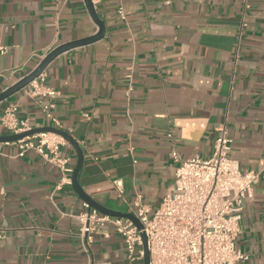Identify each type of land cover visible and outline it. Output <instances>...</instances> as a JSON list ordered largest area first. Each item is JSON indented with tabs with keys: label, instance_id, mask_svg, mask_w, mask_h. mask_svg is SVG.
<instances>
[{
	"label": "crops",
	"instance_id": "obj_1",
	"mask_svg": "<svg viewBox=\"0 0 264 264\" xmlns=\"http://www.w3.org/2000/svg\"><path fill=\"white\" fill-rule=\"evenodd\" d=\"M92 2L105 36L50 63L44 85L55 96L34 97L29 85L0 103V136L12 135L2 126L10 107L33 129L67 132L84 155L81 187L124 214L138 199L157 209L174 190L171 151L183 160L211 158L222 125L242 170L262 169L264 0ZM98 32L84 0H0V93L57 47ZM48 106L58 125L46 117ZM61 156L72 172L0 142V264H144L128 260L111 226L85 248L78 216L87 204L72 186L78 155L67 142ZM241 228L244 264H264V176Z\"/></svg>",
	"mask_w": 264,
	"mask_h": 264
},
{
	"label": "built area",
	"instance_id": "obj_2",
	"mask_svg": "<svg viewBox=\"0 0 264 264\" xmlns=\"http://www.w3.org/2000/svg\"><path fill=\"white\" fill-rule=\"evenodd\" d=\"M119 15L124 19V11ZM43 74L33 81L30 94L53 97L57 93L47 88ZM44 107L48 120L59 124ZM2 126L12 135L33 130L29 119L18 117L16 107H10L2 118ZM212 157L205 160L194 156L183 160L176 149L170 153L178 166L174 190L168 193L157 209L139 199L132 214L139 220V229L131 220L102 215L90 209L79 214L80 237L87 249L97 234L107 236L113 227L122 237L130 262L144 261L147 238L149 264H244L250 256L237 246L241 234L243 211L254 187L264 176V164L259 171H243L239 161L231 157L232 139L222 125L216 130ZM173 139V134H168ZM22 153L35 151L62 171L70 173L68 158L61 156L67 141L53 133L41 132L16 141ZM122 195L121 181L114 182Z\"/></svg>",
	"mask_w": 264,
	"mask_h": 264
},
{
	"label": "water",
	"instance_id": "obj_3",
	"mask_svg": "<svg viewBox=\"0 0 264 264\" xmlns=\"http://www.w3.org/2000/svg\"><path fill=\"white\" fill-rule=\"evenodd\" d=\"M85 4L87 6V9L93 19V21L97 24L99 27V32L92 37L85 38L82 40L70 42L64 45H61L54 49L52 52H50L44 59L43 61L39 64V66L34 70L31 74L28 76H25L23 79L18 81L16 84H14L12 87L8 88L4 92L0 93V103L8 100L21 90L25 89L28 87L33 81L38 79L47 69V67L50 65L51 62H53L58 56L61 54L75 49L77 47H82L89 45L91 43H95L99 40H101L105 36L106 32V27L105 23L99 18L97 15L95 6L92 2V0H84ZM41 132H49L56 134L58 136H61L64 138L67 142H69L75 151L77 152L78 155V162L77 166L73 172L72 175V186L76 194L89 206L90 209H94L95 211L99 212L102 215L110 216V217H115V218H123V219H129L131 220L139 229H142V225L139 222V220L133 215V214H124L120 212H115L112 210H109L100 204H98L95 200H93L86 192L85 190L81 187V185L78 182V174L81 171L83 164H84V155L77 144V142L74 140L72 136H70L67 132H64L62 130H59L54 127H45V128H40V129H33L32 131L22 133V134H14L10 136H0V142H16L18 140H21L27 136L34 135L37 133ZM143 240H144V246H145V259H144V264H149L150 263V255L149 251L147 249V238L145 235H143Z\"/></svg>",
	"mask_w": 264,
	"mask_h": 264
}]
</instances>
